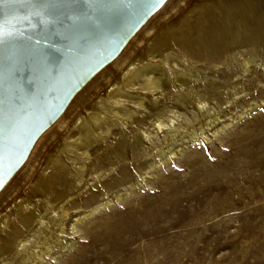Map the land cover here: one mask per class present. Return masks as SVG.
Masks as SVG:
<instances>
[{"label": "rangeland", "instance_id": "rangeland-1", "mask_svg": "<svg viewBox=\"0 0 264 264\" xmlns=\"http://www.w3.org/2000/svg\"><path fill=\"white\" fill-rule=\"evenodd\" d=\"M153 50L171 51L181 68L173 71L166 56L151 61ZM143 60L165 74L156 89L127 90L142 99L120 104L135 111L124 119L108 108V94ZM93 110L114 125L96 133L88 156L69 153L65 139L78 136ZM98 150L105 156L96 176L87 169ZM25 209L32 228L21 240L31 239L38 264H264V0H169L79 92L0 193V244ZM33 227L56 257L43 253ZM21 250L14 264H32Z\"/></svg>", "mask_w": 264, "mask_h": 264}, {"label": "water", "instance_id": "water-1", "mask_svg": "<svg viewBox=\"0 0 264 264\" xmlns=\"http://www.w3.org/2000/svg\"><path fill=\"white\" fill-rule=\"evenodd\" d=\"M169 0H0V193Z\"/></svg>", "mask_w": 264, "mask_h": 264}, {"label": "bare ground", "instance_id": "bare-ground-1", "mask_svg": "<svg viewBox=\"0 0 264 264\" xmlns=\"http://www.w3.org/2000/svg\"><path fill=\"white\" fill-rule=\"evenodd\" d=\"M158 46V45H157ZM149 53V52H148ZM165 53V52H164ZM163 53H159V52H156V51H151L148 55H149V57L152 59L151 61H156V60H158L157 58L158 57H163L164 58V56H166V61L168 62V64H170L171 65V67L173 68V71L174 70H176L177 69V67L179 66H177L176 67V64H175V61L173 60V54H172V52L171 51H167L165 54H163ZM149 58V59H150ZM148 59V60H149ZM165 59V58H164ZM163 59V60H164ZM144 61V60H143ZM159 61V60H158ZM158 61H156V62H158ZM161 61V60H160ZM246 62H248L247 60H245ZM139 62V61H138ZM142 62V61H141ZM145 62V61H144ZM249 63V62H248ZM134 64V63H133ZM132 64V66L131 67H128L129 69H127V71L125 70L123 73V81H122V84H123V87L121 86V85H117V83H116V85L117 86H112V88L110 89V93L108 94L109 95V97H110V99L111 100H113L114 102H113V104H110V106H108L107 104V106H108V108L110 107V108H112L114 111H115V113L117 112L118 114L117 115H122L121 117H123V116H125V117H129V118H131L132 116H133V114L135 113V111H133V110H130L129 108H127L126 106L125 107H123V105L122 106H120V104H124V103H126V105H127V103L128 104H132V103H134V104H140L141 103V96H140V98H137V97H135L132 93L133 92H131V93H129L127 90H132V91H134V90H136V89H142V88H151V89H154L155 87H157V86H160V81H161V78H162V75L163 74H165L164 73V71H165V66H163L162 64H158V65H151V63H142V64H138V65H133ZM166 65H167V63H166ZM169 65V66H170ZM168 66V65H167ZM166 66V67H167ZM184 66V65H183ZM180 67V66H179ZM181 68V67H180ZM183 68V67H182ZM185 70H186V68H184ZM178 70H179V68H178ZM183 70V69H182ZM171 72V71H170ZM178 72V71H177ZM169 73V72H168ZM174 73V72H173ZM182 73V72H181ZM183 74H184V72H183ZM157 75V76H156ZM169 75V74H168ZM176 75V74H175ZM164 77V76H163ZM166 77V76H165ZM258 78V77H257ZM162 83V82H161ZM156 89V88H155ZM188 89V88H187ZM191 89V88H190ZM190 89H188V90H190ZM197 89V88H196ZM214 89V88H213ZM212 89V90H213ZM144 90V89H143ZM142 90V91H143ZM149 90V89H148ZM187 90V91H188ZM207 90V89H206ZM211 89H210V91H212ZM218 90V89H217ZM138 91V90H137ZM146 91V90H145ZM186 91V92H187ZM193 91H195V90H193ZM192 91V92H193ZM199 91V90H198ZM189 92V91H188ZM205 92V90L202 92H195L193 95H199V97L197 96V99H199V98H201L203 95V93ZM217 92V91H216ZM190 94H191V92H189ZM188 93V94H189ZM212 93H213V91H212ZM187 94V93H186ZM186 94H184V95H186ZM206 95V94H205ZM210 95H212V94H210ZM187 96H190V95H187ZM196 97V96H195ZM206 97V96H205ZM205 99V98H204ZM108 100V99H107ZM110 100V101H111ZM102 101V100H101ZM100 101V102H101ZM105 101V100H104ZM181 102H182V100H180ZM105 102H107V101H105ZM97 103H99V102H97ZM102 103H103V101H102ZM101 103V104H102ZM114 103H115V105H114ZM183 103H184V100H183ZM182 103V104H183ZM103 105V104H102ZM105 105V104H104ZM103 105V106H104ZM100 107H101V105H99ZM98 106V107H99ZM106 106H104L103 107V109L105 108ZM106 110V109H105ZM110 110V109H109ZM108 110V111H109ZM111 111V110H110ZM89 113V115L87 116L88 117V120H87V118H86V123H84V124H80L81 126H79L80 128H79V132H78V136H74V137H69V138H67V139H65V143H64V148L63 149H65L66 151H68L69 153H73V154H75V155H77V156H88V154H89V148L91 147V145L93 144V143H95L96 141H97V139H98V134H100V136H101V134L102 133H108V131L111 129V127L114 125V123H112V122H109V121H107L108 119H106L105 118V116L103 115V113H101L100 111H91V112H88ZM111 113H112V111H111ZM114 114V113H113ZM117 118V117H116ZM119 118V117H118ZM124 118V117H123ZM128 118V119H129ZM125 119V118H124ZM110 120V119H109ZM138 120V119H137ZM85 121V120H84ZM139 121V120H138ZM160 121V125H162V124H164L165 125V123H164V121L165 120H159ZM115 122V121H114ZM123 122H125L124 120H123ZM173 122V121H172ZM80 123V122H79ZM78 124V123H77ZM116 124V123H115ZM144 124V123H143ZM168 124V123H167ZM166 124V125H167ZM169 127H171L170 125H168ZM200 128H201V130L203 129V127L202 126H200ZM93 129H95V130H93ZM96 131V132H95ZM140 131V130H139ZM95 132V133H94ZM71 133V132H70ZM96 133H98V134H96ZM195 133V132H194ZM99 136V137H100ZM147 136V135H146ZM191 136H193V135H191L190 134V137ZM195 136H196V133H195ZM123 138V137H122ZM192 138V137H191ZM121 140V139H120ZM119 140V141H120ZM122 141H124L123 139H122ZM168 143H169V141H168ZM167 143V144H168ZM178 146V145H177ZM125 147V146H124ZM169 147L171 148L172 147V145H169ZM102 148V147H101ZM100 148V149H101ZM173 149V148H172ZM103 150V149H102ZM104 150H105V148H104ZM125 150V149H124ZM64 151V150H63ZM95 152V151H94ZM104 152V151H103ZM172 152V151H171ZM66 153V152H65ZM159 153V152H158ZM160 154V153H159ZM70 155H72V154H70ZM69 155V156H70ZM93 155H94V153H93ZM51 156V155H50ZM74 156V155H73ZM104 154L102 153V152H99V150H98V153H96L95 154V157H94V162H92L93 164L91 165V168H88L87 170H89V174H96V176H97V174H98V172L100 171V168L102 169V167L101 166H103L102 165V159H104ZM162 156V155H161ZM163 156H166V155H163ZM53 157V156H52ZM62 157V156H61ZM67 157H68V154H67ZM78 158H80V157H78ZM93 158V157H92ZM62 160H63V158H61ZM77 159V158H76ZM162 159H163V157H162ZM165 159V158H164ZM163 159V160H164ZM58 161H59V159H57ZM111 160V159H110ZM56 162V161H55ZM81 162V161H80ZM83 162V161H82ZM59 163H61L60 161H59ZM62 164H63V162H62ZM65 164V163H64ZM67 164V163H66ZM73 164V163H72ZM81 164V163H80ZM83 164V166L85 165V163H82ZM81 164V165H82ZM77 165V164H76ZM62 166V165H61ZM83 166H80V167H83ZM53 168V167H52ZM62 167H60V169H61ZM64 168V167H63ZM62 168V169H63ZM72 168V167H71ZM76 168H79V167H76ZM106 168V167H105ZM41 169V168H40ZM83 169V168H82ZM64 170H66V169H64ZM73 170V169H72ZM77 170V169H76ZM79 170H81V169H79ZM82 171V170H81ZM55 172V171H54ZM66 172V171H65ZM79 172V171H78ZM83 172V171H82ZM63 174H64V172H62ZM67 173H69V172H67ZM66 173V174H67ZM49 174V173H48ZM57 174V173H56ZM62 174V175H63ZM75 174H77V173H75ZM88 174V173H87ZM70 176H72L73 174H69ZM81 175V174H80ZM83 175V174H82ZM61 176V175H60ZM99 176V175H98ZM95 177V176H94ZM62 178V177H61ZM69 178V177H68ZM72 178H73V176H72ZM120 178V177H119ZM56 179H57V177H56ZM69 180H71V179H69ZM75 180H76V177H75ZM81 181V180H80ZM87 181V180H86ZM69 183H70V181H68ZM74 182V185H77V184H75V182L76 181H73ZM72 183V182H71ZM87 183V182H86ZM103 183H105V182H103ZM107 183H108V181H107ZM63 184V183H62ZM106 184V183H105ZM61 185V184H60ZM66 185V184H65ZM73 185V184H72ZM102 185H104V184H102ZM110 185V184H109ZM50 186V185H49ZM63 186V185H62ZM61 186V187H62ZM92 186V185H91ZM101 186V185H100ZM52 187V186H51ZM68 187V186H67ZM97 187V186H96ZM44 188V187H43ZM42 188V189H43ZM55 188V187H54ZM71 188H73V187H71ZM39 189H41V188H39ZM38 189V190H39ZM51 189V188H50ZM70 189V188H69ZM57 190V189H56ZM41 191V190H40ZM45 191V190H44ZM72 191H73V189H72ZM71 191V192H72ZM43 192V191H42ZM54 192V191H53ZM57 192V191H56ZM49 193H52V192H49ZM47 191H45V196L46 195H48L49 194ZM55 193V192H54ZM60 193V192H59ZM64 193V192H63ZM73 193V192H72ZM57 194H58V192H57ZM57 194H55V196H57ZM66 196H67V194H66ZM69 196V195H68ZM67 196V199H69V197ZM71 196V195H70ZM48 197V196H47ZM74 197V196H73ZM89 197H93V195L91 194L90 196H88V198H87V203H89V205H92L91 203H93L92 202V200H89ZM43 200H44V198H46V197H44V195H43ZM50 198V197H49ZM54 198V197H53ZM56 198V197H55ZM60 198V197H59ZM61 198H62V195H61ZM75 198V197H74ZM63 199V198H62ZM61 199V200H62ZM73 199V198H72ZM71 199V200H72ZM85 199V198H84ZM55 200V199H54ZM53 200V201H54ZM64 200V199H63ZM62 200V201H63ZM75 200V199H74ZM73 200V201H74ZM49 201V200H48ZM51 202H52V200H50ZM60 201V200H59ZM70 201V200H69ZM65 201H63L62 202V206H66L65 204L63 205V203H64ZM70 202H72V201H70ZM49 203V202H48ZM55 203V202H54ZM53 203V204H54ZM59 203V202H58ZM57 203V204H58ZM61 203V202H60ZM59 203V204H60ZM74 203H75V201H74ZM34 204V203H33ZM45 204V203H44ZM50 204V203H49ZM52 204V203H51ZM50 204V205H51ZM56 204V203H55ZM56 204V205H57ZM68 204V203H67ZM70 204V203H69ZM79 204V203H78ZM25 205V204H24ZM76 205V204H75ZM21 206V205H20ZM26 206H30L29 204L28 205H26ZM49 206V205H48ZM47 206V207H48ZM52 206V205H51ZM58 206V205H57ZM57 206H56V209H58L57 208ZM39 207H40V204H39ZM67 207V206H66ZM66 207H64V208H66ZM77 207H78V205H77ZM82 207V206H81ZM80 207V208H81ZM18 208V207H17ZM23 208H25L24 206H23ZM29 208V207H28ZM36 208H38L37 207V205H36ZM45 208V207H44ZM43 208V209H44ZM63 208V207H62ZM71 209L73 208L72 206L70 207ZM76 208V207H75ZM52 209V208H51ZM67 209H68V207H67ZM66 209V210H67ZM21 210V209H20ZM26 210V209H25ZM30 210H32V209H30ZM38 210V209H37ZM17 211V210H16ZM50 211V210H49ZM48 211V212H49ZM59 211V210H58ZM65 211V210H64ZM75 211V210H74ZM47 212V213H48ZM56 212V211H55ZM67 212V211H66ZM77 212V211H76ZM12 213V212H11ZM16 213H19V212H16ZM15 213V214H16ZM39 213V212H38ZM66 214H68V213H66ZM86 214V213H85ZM77 215V214H76ZM18 216V215H17ZM37 216V215H36ZM38 218H39V216H38ZM42 218V217H41ZM85 217H78L77 218V221L79 222V221H82L83 219H84ZM13 219V218H12ZM15 219H16V217H15ZM32 219H33V217H32V214H31V212L30 211H21L20 213H19V216L17 217V221H15V220H13V221H15L12 225V227H11V229H10V232H7V235H8V237L6 236V239L5 238H3V239H5V242L3 243V244H0V257H2L3 255H5V254H8L9 255V257H8V259L7 260H5L6 261V264H14V261L13 260H15V259H13V257L15 258V254L18 252V250H20V249H22L23 248V250H21V251H24V249H25V253L23 254V262L24 261H26V260H29L30 261V263L31 262H33V260H32V258L31 257H33L32 256V254H33V252L35 251L32 247H29L28 248V244H27V242L28 243H30V241H31V239H22L21 240V237L24 235V233H28L29 234V232L27 231L26 232V230L28 229V228H30L32 225H31V222H32ZM44 219V218H43ZM40 220V219H39ZM76 220V219H75ZM44 221V220H43ZM73 224V223H72ZM71 224V225H72ZM34 225V224H33ZM39 225V224H38ZM4 226V225H3ZM6 226V225H5ZM64 226V225H63ZM41 227H42V225H41ZM72 227V232L73 233H75V232H77V224L75 223V224H73V226H71ZM32 228V227H31ZM33 228H35V227H33ZM36 229V228H35ZM35 229H34V232H35ZM3 230V229H2ZM31 230V229H30ZM37 230V232L36 233H34V234H32L33 235V237L32 238H36V239H40V243H42V244H45L46 246L44 247L45 248V250L43 249V247H42V249L44 250L43 251V253L44 254H48V255H51L52 257H56L55 256V252H54V248H52V246L47 242V240L45 239V238H41V235L42 234H45V233H42L43 232V229L42 228H39V229H36ZM31 232V231H30ZM42 233V234H41ZM27 235V234H26ZM30 236V235H29ZM56 236V235H55ZM58 236V235H57ZM3 237V236H2ZM24 237H26L25 235H24ZM45 237H46V235H45ZM30 238H31V236H30ZM53 238V237H52ZM48 239V238H47ZM62 239V238H61ZM33 241H35L34 239H32ZM56 240V239H55ZM60 240V239H59ZM58 240V241H59ZM63 240V239H62ZM49 241V240H48ZM57 241V240H56ZM64 241V240H63ZM32 242V241H31ZM55 242V241H54ZM66 242V241H65ZM53 243V242H52ZM51 243V244H52ZM56 243V242H55ZM58 243H60L61 245H62V241H60V242H58ZM57 243V244H58ZM41 244V245H42ZM54 244V243H53ZM64 244H66V243H64ZM62 245V246H65V245ZM30 245H31V243H30ZM59 245V244H58ZM35 246V245H34ZM33 246V247H34ZM22 247V248H21ZM60 247V246H59ZM30 248H32V249H30ZM39 248V247H38ZM37 248V249H38ZM63 248V247H62ZM41 249V250H42ZM57 251V250H56ZM36 255H39V258H41V259H43V260H45V257H44V255L43 254H40V251H38V253L36 254ZM36 255H34V256H36ZM47 257V256H46ZM36 258V257H35ZM48 258H50V257H48ZM13 259V260H12ZM37 259V258H36ZM46 261V260H45ZM27 263V262H26ZM44 263H46V264H51V262L50 261H47V262H44ZM32 264H38V263H32Z\"/></svg>", "mask_w": 264, "mask_h": 264}]
</instances>
